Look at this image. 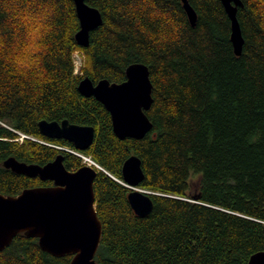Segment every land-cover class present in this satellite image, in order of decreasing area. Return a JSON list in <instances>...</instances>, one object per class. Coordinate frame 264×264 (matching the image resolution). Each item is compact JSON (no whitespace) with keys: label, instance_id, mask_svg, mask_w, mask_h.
<instances>
[{"label":"trees","instance_id":"16d2710c","mask_svg":"<svg viewBox=\"0 0 264 264\" xmlns=\"http://www.w3.org/2000/svg\"><path fill=\"white\" fill-rule=\"evenodd\" d=\"M237 56L221 0H86L103 18L80 46L74 0H0V193L53 186L4 162L45 166L59 155L83 167L69 141L41 134L43 120L95 128L83 154L102 168L94 182L102 264H248L264 251V0H241ZM85 64L77 73L75 54ZM133 63L148 66L153 124L143 139H120L112 118L80 81L121 83ZM25 136V137H23ZM23 138L22 140H20ZM137 156L153 210L137 216L122 168ZM19 234L0 264H70Z\"/></svg>","mask_w":264,"mask_h":264},{"label":"water","instance_id":"95a60500","mask_svg":"<svg viewBox=\"0 0 264 264\" xmlns=\"http://www.w3.org/2000/svg\"><path fill=\"white\" fill-rule=\"evenodd\" d=\"M190 23L196 26L198 16L189 0H182ZM80 21L76 40L80 46L90 43V34L103 23L101 12L89 6L86 0H74ZM232 22L231 41L237 56L244 46L242 30L237 18L241 0H221ZM79 92L87 98L94 97L101 102L112 118L113 130L120 139L141 140L152 130L153 124L147 112L151 109L153 84L148 66L133 63L126 70V80L121 83L107 79L94 83L83 78ZM43 136L50 139H64L72 143L77 151H86L94 142L95 128L70 124L67 120H43L39 123ZM63 156L40 166L9 158L4 162L7 169L17 174L39 176L54 183L53 186L24 190L18 196L0 193V252L7 249L19 234L39 239L40 248L54 257L73 256L70 264H102L96 260L102 236L103 225L96 210L94 182L98 171L83 166L69 171L64 166ZM127 187L133 191L128 196L134 213L146 217L153 210V201L148 192L139 189L144 179L141 160L130 156L122 168ZM248 264H264V251L251 256Z\"/></svg>","mask_w":264,"mask_h":264},{"label":"built area","instance_id":"2783aa9c","mask_svg":"<svg viewBox=\"0 0 264 264\" xmlns=\"http://www.w3.org/2000/svg\"><path fill=\"white\" fill-rule=\"evenodd\" d=\"M61 149H63V148H61ZM65 150H67V151L75 154L77 157H79L81 159L83 165L93 167V168H96L100 171L106 172V170L104 168H102L96 161H94L92 159V157L87 156V155L83 154L82 152H79L76 150H71V149H65Z\"/></svg>","mask_w":264,"mask_h":264},{"label":"rangeland","instance_id":"374dc122","mask_svg":"<svg viewBox=\"0 0 264 264\" xmlns=\"http://www.w3.org/2000/svg\"><path fill=\"white\" fill-rule=\"evenodd\" d=\"M74 58H75L76 66H77V72H78V74H81L80 68L85 64L84 58L79 53L75 54ZM23 137H25V136H23ZM22 139L23 138H21L20 140H22ZM66 149H69V148H66Z\"/></svg>","mask_w":264,"mask_h":264},{"label":"flooded vegetation","instance_id":"af4514ba","mask_svg":"<svg viewBox=\"0 0 264 264\" xmlns=\"http://www.w3.org/2000/svg\"><path fill=\"white\" fill-rule=\"evenodd\" d=\"M72 144V143H71ZM61 148H63V149H61V150H64V151H66L67 152V150H65L66 148L65 147H61ZM75 148V147H74ZM53 185H54V183H53Z\"/></svg>","mask_w":264,"mask_h":264},{"label":"bare ground","instance_id":"6f19581e","mask_svg":"<svg viewBox=\"0 0 264 264\" xmlns=\"http://www.w3.org/2000/svg\"><path fill=\"white\" fill-rule=\"evenodd\" d=\"M128 188H130V187H128ZM131 189V188H130ZM132 190V189H131ZM133 191V190H132ZM130 194V193H129ZM129 196V195H128Z\"/></svg>","mask_w":264,"mask_h":264}]
</instances>
